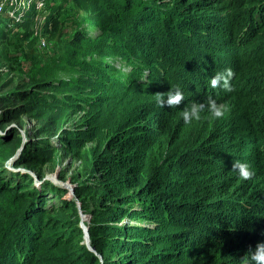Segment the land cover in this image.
I'll use <instances>...</instances> for the list:
<instances>
[{
	"label": "trees",
	"instance_id": "obj_1",
	"mask_svg": "<svg viewBox=\"0 0 264 264\" xmlns=\"http://www.w3.org/2000/svg\"><path fill=\"white\" fill-rule=\"evenodd\" d=\"M72 1L96 28L79 32L73 51L99 59L68 63L87 75L60 82L65 98H30L82 111V129L61 126L59 146L42 141L16 165L42 179L59 149L86 162L82 151L97 145L93 184L76 196L101 259L85 244L76 203L55 187L47 206V187L6 168L15 152L0 139V264H240L264 242V0ZM26 18L17 25L27 30ZM59 31L50 17L44 34ZM227 69L232 90L213 88ZM177 86L181 105L156 102ZM209 96L227 106L225 116L205 109L186 125L181 111ZM236 160L250 165V180L232 169Z\"/></svg>",
	"mask_w": 264,
	"mask_h": 264
},
{
	"label": "rangeland",
	"instance_id": "obj_2",
	"mask_svg": "<svg viewBox=\"0 0 264 264\" xmlns=\"http://www.w3.org/2000/svg\"><path fill=\"white\" fill-rule=\"evenodd\" d=\"M90 14L72 0H0V139L8 142L12 153L15 152L5 166L11 172L29 174L36 188L43 190L47 187V206L57 201L53 196H57L58 191L52 188L62 189L61 197L76 203L85 225L90 222L91 215L82 211V201L76 192L93 184L89 182L87 171L93 167L92 154L96 144H89L82 151L87 163L76 154L59 149L55 163L41 168L45 171L42 179L36 177L31 168L17 167L16 162L21 155L25 159V155L34 151L42 141L49 140L55 147L59 146L61 126L65 125L66 131L82 129V111L70 107L63 108L62 112L52 111L40 100L31 99L30 95L35 93L38 98L51 103H54L52 96L65 98L66 90L60 89V82L79 80L87 75L85 65L69 67L68 63L78 61L90 66L99 59L84 52L80 54L81 48L73 51L76 44L73 48L72 41L79 32L81 36L96 34L95 26L85 21ZM25 17L22 24H28L27 30L17 25ZM50 17L58 19L60 31L47 36L43 31ZM100 59L112 61L118 68L123 64L121 58ZM208 121L212 122V119Z\"/></svg>",
	"mask_w": 264,
	"mask_h": 264
},
{
	"label": "clouds",
	"instance_id": "obj_3",
	"mask_svg": "<svg viewBox=\"0 0 264 264\" xmlns=\"http://www.w3.org/2000/svg\"><path fill=\"white\" fill-rule=\"evenodd\" d=\"M233 75L231 69H227L225 72H217L211 78L210 84L213 88L223 86L225 90L231 91L230 80ZM155 96L156 102L162 107L166 105L169 108H175L184 101L183 92L178 86L174 89L171 88L166 93H157ZM205 109H207L212 119H222L227 111V106L218 103L216 99L209 96L206 102H192L187 105L180 114L184 123L191 125L194 120H201L202 113ZM232 169L238 172L242 180H250L254 175L250 165L240 160L234 161ZM240 264H264V242L257 243L254 248L250 246L247 253L240 259Z\"/></svg>",
	"mask_w": 264,
	"mask_h": 264
},
{
	"label": "water",
	"instance_id": "obj_4",
	"mask_svg": "<svg viewBox=\"0 0 264 264\" xmlns=\"http://www.w3.org/2000/svg\"><path fill=\"white\" fill-rule=\"evenodd\" d=\"M80 227L83 229L84 231V239H85V244L87 245V247L92 251L94 252L100 259H101V256L99 254H97L96 252V249L95 247H92L91 244H90V238H89V233H88V228L87 226L85 225V222L82 220V223L80 225Z\"/></svg>",
	"mask_w": 264,
	"mask_h": 264
}]
</instances>
